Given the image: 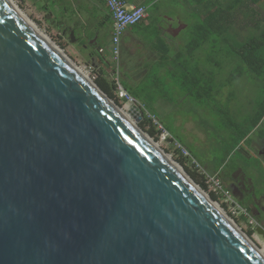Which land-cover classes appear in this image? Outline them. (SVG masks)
Listing matches in <instances>:
<instances>
[{
  "label": "water",
  "instance_id": "1",
  "mask_svg": "<svg viewBox=\"0 0 264 264\" xmlns=\"http://www.w3.org/2000/svg\"><path fill=\"white\" fill-rule=\"evenodd\" d=\"M0 264H262L2 0Z\"/></svg>",
  "mask_w": 264,
  "mask_h": 264
},
{
  "label": "rangeland",
  "instance_id": "2",
  "mask_svg": "<svg viewBox=\"0 0 264 264\" xmlns=\"http://www.w3.org/2000/svg\"><path fill=\"white\" fill-rule=\"evenodd\" d=\"M13 1L59 47L61 46L57 41L66 42L62 50L93 80L95 73L92 72L86 55L82 53L84 49L71 44L66 38H60L53 18V15L57 14L51 13V10H55L51 0L49 3L46 0ZM164 1L170 4L171 10H166L162 3L150 6L147 20L149 25L139 24L131 27L136 42L132 45L120 44L119 78L122 83L126 82L134 86L135 91L143 90L138 96L140 102L165 117L166 124L172 128L173 135L189 148L191 155L197 160L199 168L194 167L191 161H187V164L200 174L206 189L196 183L209 196L210 192L215 193L218 200L214 201L264 251V234L257 231V227L263 226L264 222L256 218L254 209L246 213L245 205H241L240 202L245 204L249 194L245 193L244 199L239 202L237 195L231 191L228 180L236 171L242 174L241 176L246 178L244 180L247 187L252 186L251 182H253L252 193L259 199L261 206H264V199H262L264 164L255 158H245V148H250L247 139L238 142V135L247 130V119L254 113L256 103L262 97L263 80L245 68L239 77H231L230 74L236 72L238 62L228 58L226 55L228 45L223 43L224 41L212 44L211 40L216 37L211 36L206 43L195 50L189 63L192 67L198 66L199 70L205 74H210V78L213 75L214 90L203 101L183 96L175 87L178 81L170 75V67H172L170 58L177 51H184L186 44L195 35V25L200 23L202 14L196 10L197 7L191 0ZM258 9L264 15V4ZM168 18H179L182 22L178 24L174 20L173 28L175 31L180 29L176 35L164 33L158 29V25L165 26L164 21ZM242 22L244 21L237 20L234 28L236 31L230 30L227 33L230 40L237 44L256 32L252 27L245 30L241 28ZM160 40L167 44L168 56L163 62L155 60L159 56L156 51L158 47H155V44ZM110 74L109 76L114 79ZM113 101L137 125L139 124L143 114L141 112L144 109L142 104L136 100L130 103L131 101L122 100L119 97L118 100ZM158 127L161 128V125ZM257 135L259 136L254 131L248 136L253 140L257 138ZM155 141L176 161L174 148L178 146L169 135L163 131ZM227 189H229V197L222 191ZM254 208L259 211L260 218H263L264 213L261 209Z\"/></svg>",
  "mask_w": 264,
  "mask_h": 264
},
{
  "label": "trees",
  "instance_id": "3",
  "mask_svg": "<svg viewBox=\"0 0 264 264\" xmlns=\"http://www.w3.org/2000/svg\"><path fill=\"white\" fill-rule=\"evenodd\" d=\"M191 1L194 2L197 7L196 10L202 14V19L200 18V23L195 25V35L186 44L184 51H177L170 58L172 63L170 64V66L172 65V67H170V75L178 81V83L175 84L176 89L179 90L183 96L191 97L196 101L205 100V97L214 90V84L212 83L213 75L210 78V74H205L200 71L198 66L192 67L189 63V59L192 58L196 49L208 41L209 37H216L211 40L212 44L218 41H224L223 43L228 45L226 55L232 61L237 60L238 62V65L235 68L236 72H232L230 74L231 77H239L243 73V68H245L256 76L261 77L263 80L262 97L256 103L254 113L247 119V130L238 135V142L245 139L249 140L248 135L253 134L254 131H256L260 136H264V15L258 9L261 1L263 0ZM200 6H203V8H200ZM237 20L244 21L241 24V28L244 30L250 29L251 27L256 30L254 35L238 44L232 42L229 36H227V33L230 30L236 31L234 28ZM139 24L140 23L135 25ZM55 28L57 29L58 34H60L62 30L58 28V22L56 23ZM225 35L227 37H225ZM60 38H63L62 33L60 34ZM68 39L70 40V38ZM57 43L61 46V48H65L66 42L62 43L57 41ZM158 54L159 62H163L168 56L166 51ZM93 55V53H90L87 56V59L89 60ZM97 63L99 64L98 60ZM104 69L105 70L100 68L98 70L96 68H92V72L95 73L93 80L110 99L118 100L116 94L117 84L115 80L109 76L112 67ZM119 82L121 86L132 96V98L142 104V107L144 108L141 112L143 114L142 119L138 124L139 127L155 140L159 138L163 131H166L171 140L175 141L176 144L183 146L189 152V156H184L181 149L179 147H175L174 154L176 155V161L195 182H197L203 189H206V185L203 180L200 179V174H198L195 169H191L187 164V161H191L192 165L195 167L193 160L196 162L197 160L191 155L189 148H187L181 140L177 139L173 135L172 128L166 124L165 117H162V115L157 113L155 109L147 108L144 103L140 102L138 96L141 92H143L142 89L135 91L136 88L134 89V86H131L126 82L122 83L120 78ZM160 125L161 128L158 127ZM214 172H218V170H214ZM228 190L229 189H227V191ZM209 194L213 200H218V196L215 193L210 192ZM240 204L245 205L242 202H240ZM249 210V207L245 205V211L247 214ZM257 219L260 220L259 218Z\"/></svg>",
  "mask_w": 264,
  "mask_h": 264
},
{
  "label": "crops",
  "instance_id": "4",
  "mask_svg": "<svg viewBox=\"0 0 264 264\" xmlns=\"http://www.w3.org/2000/svg\"><path fill=\"white\" fill-rule=\"evenodd\" d=\"M125 1L129 6L143 5L146 8L147 17L140 22V24L145 26L149 25L147 20L149 18L148 8L150 6H156L162 3L166 10H171L170 4L166 3L164 0ZM46 2L49 3V0H46ZM51 2L55 7V10H51V13L57 14L53 15L54 23L56 25L58 22V28L62 30L63 39L66 38L71 44L78 45V48L81 47L84 49V52H82L81 49L80 51L86 55V58L90 53L94 54L92 57H96V60L92 61V57L88 60L91 68H96L98 70L100 68L103 70H105L104 68H111L109 53L111 48L112 23L110 13L102 0H51ZM48 3L47 5L49 6ZM262 4H264V0L261 1L259 7ZM61 12L63 13L61 14ZM174 20H176L178 24L182 23L179 18L165 19L164 27L158 25L159 31L161 30L164 33L173 34L175 32L173 28ZM131 27H128L124 31L120 44L132 45L136 42L134 41L136 38L131 31ZM72 31L74 34L73 38H75L73 42L71 41L72 37L70 35ZM68 38H70V40ZM166 46L167 44L161 40L156 42L155 47H158V49H156L157 54L167 51ZM99 48L103 49L101 54L98 52ZM155 60L159 62V57Z\"/></svg>",
  "mask_w": 264,
  "mask_h": 264
},
{
  "label": "bare ground",
  "instance_id": "5",
  "mask_svg": "<svg viewBox=\"0 0 264 264\" xmlns=\"http://www.w3.org/2000/svg\"><path fill=\"white\" fill-rule=\"evenodd\" d=\"M10 9L12 14L41 42L49 48L52 53L61 60L65 65L70 67L77 76H79L98 96L107 103L110 108L121 117V119L130 126L138 136L169 166V168L177 174L186 185L208 206V208L216 214L226 226L248 247V249L264 264V251L255 241L248 237L232 219L228 217L223 208L214 201L200 186L184 171L182 166L177 163L169 154L164 152L159 144L146 134L136 122L112 99L105 95L92 80L86 71L77 66L59 47L54 43L46 33H44L18 6L13 0H2ZM132 102V101H131Z\"/></svg>",
  "mask_w": 264,
  "mask_h": 264
},
{
  "label": "built area",
  "instance_id": "6",
  "mask_svg": "<svg viewBox=\"0 0 264 264\" xmlns=\"http://www.w3.org/2000/svg\"><path fill=\"white\" fill-rule=\"evenodd\" d=\"M106 8L108 9L112 23V35H111V48L109 58L112 66L111 76L114 78L116 86L117 96L126 101H133L132 96L124 89L119 82L120 74V41L124 31L135 24L142 22L147 17V10L143 5L129 6L125 0H102ZM98 52H103L102 48H99ZM166 135L168 133L164 131ZM177 146L181 149L184 156H189V152L180 144ZM196 167H200L199 164L193 160ZM228 197L229 191L222 190Z\"/></svg>",
  "mask_w": 264,
  "mask_h": 264
},
{
  "label": "flooded vegetation",
  "instance_id": "7",
  "mask_svg": "<svg viewBox=\"0 0 264 264\" xmlns=\"http://www.w3.org/2000/svg\"><path fill=\"white\" fill-rule=\"evenodd\" d=\"M248 148H245V158H255L257 160H261L264 164V136H258L257 138H254L253 140L250 139L248 140ZM239 172L234 173L229 179V186L231 188V191L235 193L238 197V200L241 201L244 199L245 193L249 194L248 201L245 203L251 209H254L256 212L257 216L256 218H260V213L258 210H255L254 207L257 209H261V212L264 213V206H261V202H259V199L255 197L252 193L253 189V182H251L252 186H246V178L241 176ZM262 199H264V196H262ZM264 222V217L260 218Z\"/></svg>",
  "mask_w": 264,
  "mask_h": 264
}]
</instances>
